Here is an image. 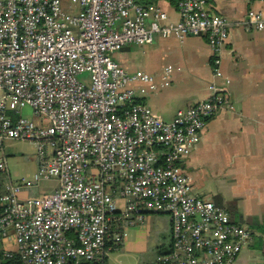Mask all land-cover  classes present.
<instances>
[{
    "label": "built area",
    "instance_id": "obj_1",
    "mask_svg": "<svg viewBox=\"0 0 264 264\" xmlns=\"http://www.w3.org/2000/svg\"><path fill=\"white\" fill-rule=\"evenodd\" d=\"M139 1L68 0L65 9L63 0H0V171L5 143L30 141L36 181L58 184L22 198L28 184L8 179L0 195V245L14 243L22 264H103L115 250L106 244L121 245L143 213L171 219L174 247L161 264H235L252 239L224 208L193 195L181 168L225 109L223 90L210 85L207 100L165 122L137 103L159 89L156 78L112 58L155 36H205L217 56L231 26L207 0H181L177 23ZM239 24L264 31V13L249 11ZM168 86L164 76L160 87Z\"/></svg>",
    "mask_w": 264,
    "mask_h": 264
},
{
    "label": "crops",
    "instance_id": "obj_2",
    "mask_svg": "<svg viewBox=\"0 0 264 264\" xmlns=\"http://www.w3.org/2000/svg\"><path fill=\"white\" fill-rule=\"evenodd\" d=\"M159 5L170 22H179L177 8L165 1ZM63 6L69 7L68 0H63ZM71 10L77 13L79 8ZM207 10L231 26L227 43L217 56L205 36L183 42L155 36L152 44L126 47L114 59L128 72L141 71L156 78L159 89L138 101L165 122H172L178 111L207 100L210 85L223 90L225 109L207 122L181 168L191 180L193 195L211 199L229 213L232 222L252 231L251 241L235 264H264V236L256 229L264 222V31L246 30L239 24L249 11L264 13V3L207 0ZM164 76L169 83L166 88L160 87ZM117 204L124 208L122 200ZM151 214L169 218L163 228L171 243L172 222L164 213H147L128 230L142 225ZM141 229L144 233L146 228ZM127 237L128 231L122 246H129ZM1 251L14 253L17 247L5 242Z\"/></svg>",
    "mask_w": 264,
    "mask_h": 264
},
{
    "label": "rangeland",
    "instance_id": "obj_3",
    "mask_svg": "<svg viewBox=\"0 0 264 264\" xmlns=\"http://www.w3.org/2000/svg\"><path fill=\"white\" fill-rule=\"evenodd\" d=\"M112 58L114 59V55ZM79 80H81L80 77ZM26 114L30 115V111ZM4 151L7 169L5 173L12 182L24 181L28 184L29 188L23 192L26 198L39 197L55 190L56 181H36L35 179L38 173L39 157L34 142L7 141ZM168 222L169 218L166 215L151 214L146 217L142 225L127 229L129 246H122V243L119 245L120 248L108 253L107 264H155L158 260V252L170 245V238L163 228ZM141 227L146 228L144 233H141Z\"/></svg>",
    "mask_w": 264,
    "mask_h": 264
},
{
    "label": "trees",
    "instance_id": "obj_4",
    "mask_svg": "<svg viewBox=\"0 0 264 264\" xmlns=\"http://www.w3.org/2000/svg\"><path fill=\"white\" fill-rule=\"evenodd\" d=\"M162 1L168 2L174 8H178V4L181 0H140L139 4L145 8H150L159 5V3ZM137 103L140 102L138 101ZM7 180H8V174H6L3 171H0V195L5 193V185L7 183ZM143 214L145 215L147 213H143ZM256 229L259 233H261L264 236V222L260 225H257ZM109 247H111L112 249L120 248V246L116 247L111 242H108L105 246L106 249H108ZM173 247H174V241H173V237H171L170 245L158 252V258L171 254L173 251ZM0 264H22V263L18 252L11 253L10 256H7L5 252L1 251ZM103 264H107V257H105ZM155 264H161V262L157 260Z\"/></svg>",
    "mask_w": 264,
    "mask_h": 264
},
{
    "label": "water",
    "instance_id": "obj_5",
    "mask_svg": "<svg viewBox=\"0 0 264 264\" xmlns=\"http://www.w3.org/2000/svg\"><path fill=\"white\" fill-rule=\"evenodd\" d=\"M123 50V49H122Z\"/></svg>",
    "mask_w": 264,
    "mask_h": 264
}]
</instances>
